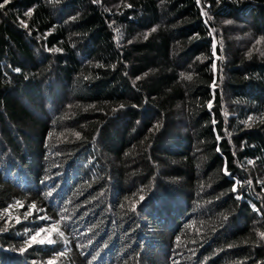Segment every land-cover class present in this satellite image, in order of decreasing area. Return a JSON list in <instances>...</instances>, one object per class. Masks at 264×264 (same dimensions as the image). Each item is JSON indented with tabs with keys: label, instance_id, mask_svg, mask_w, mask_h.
I'll return each mask as SVG.
<instances>
[{
	"label": "trees",
	"instance_id": "obj_1",
	"mask_svg": "<svg viewBox=\"0 0 264 264\" xmlns=\"http://www.w3.org/2000/svg\"><path fill=\"white\" fill-rule=\"evenodd\" d=\"M261 233L264 0L0 7V264H264Z\"/></svg>",
	"mask_w": 264,
	"mask_h": 264
},
{
	"label": "snow or ice",
	"instance_id": "obj_2",
	"mask_svg": "<svg viewBox=\"0 0 264 264\" xmlns=\"http://www.w3.org/2000/svg\"><path fill=\"white\" fill-rule=\"evenodd\" d=\"M8 2H9V0H4V3L0 4V7H4V5L7 4ZM26 15H31V12L26 13ZM25 26H27V25H25ZM153 30H155V29H153ZM258 43H259V41H258ZM52 51H58V49H52ZM184 78L185 79H191V76H186ZM249 119H251V118H249ZM228 174L229 173L227 172V169H225V175H228ZM233 191H235V188L233 189ZM49 195H50V193H49ZM22 206L23 205L21 204V202L17 201L16 205H13L10 207H22ZM29 207H30V211L25 214L26 216L31 214L32 209H35V205H30ZM53 232L57 233V235L60 238H63L64 234H63V232H61L59 230V225H53L49 229H40L34 235H32L30 238V241L27 242L28 246H31L32 244H44V243L52 244V243H54L55 241L51 238ZM41 233H46V235L41 238ZM260 235H261V238H264V233H261ZM178 240H179V238H178ZM21 251H24V249H21ZM50 264H51V262H50Z\"/></svg>",
	"mask_w": 264,
	"mask_h": 264
},
{
	"label": "rangeland",
	"instance_id": "obj_3",
	"mask_svg": "<svg viewBox=\"0 0 264 264\" xmlns=\"http://www.w3.org/2000/svg\"><path fill=\"white\" fill-rule=\"evenodd\" d=\"M229 25V24H228ZM245 37L244 38H240V42H253L254 39H252L250 36L248 35H244ZM235 39H237V37H235Z\"/></svg>",
	"mask_w": 264,
	"mask_h": 264
}]
</instances>
